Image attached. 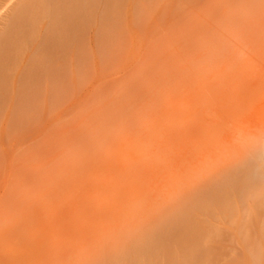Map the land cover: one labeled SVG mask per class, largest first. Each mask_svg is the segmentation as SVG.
<instances>
[{
  "label": "rangeland",
  "instance_id": "374dc122",
  "mask_svg": "<svg viewBox=\"0 0 264 264\" xmlns=\"http://www.w3.org/2000/svg\"><path fill=\"white\" fill-rule=\"evenodd\" d=\"M87 1L80 19H71L69 51L61 41L40 53L58 52L57 69L69 58L68 82H56L39 113H0V250H43L22 264L79 260L76 250L75 263L63 258L52 232L46 241L16 232L9 206L23 186L43 190L37 204L47 220L73 213L43 186L63 175L72 151L80 164L79 176L66 181L70 190L99 185L102 170L167 158L147 175V190L138 184L126 195L136 210L126 222L114 209L95 214L102 226L118 215L119 229L106 250L89 251L82 264H129L124 259L136 244L154 249L139 264H264V193L247 188L249 116L245 98H234L245 73L234 45L264 22V0H119L115 17L103 21L95 16L97 0ZM37 22L42 41L48 20L40 14ZM80 56L84 64H74ZM98 221L88 224L95 229Z\"/></svg>",
  "mask_w": 264,
  "mask_h": 264
},
{
  "label": "bare ground",
  "instance_id": "6f19581e",
  "mask_svg": "<svg viewBox=\"0 0 264 264\" xmlns=\"http://www.w3.org/2000/svg\"><path fill=\"white\" fill-rule=\"evenodd\" d=\"M118 2L119 0H97L95 16H99L101 21L115 17ZM133 2L135 0H127L128 6ZM87 5V0H0V113H39L41 102L51 101L54 98L56 82H68L69 58L61 59L58 65L60 69H57L55 61L58 52L48 55L40 53L59 47L61 41L63 46L66 45L65 49L69 51L68 45L73 39L72 36L76 34L75 27L71 28V19L74 17L75 20H79ZM40 14L48 20L49 24L42 41L39 40V35L44 27L41 29L40 23L37 22V16ZM59 30L60 32H58ZM234 47L235 52H242L245 70L244 76L241 77L244 80V87L242 84L239 89L235 90L234 98H245L246 113L249 116L246 147L247 188L249 191L254 189L258 194H263L264 120H262L261 114L264 113V22L257 31L246 35ZM235 62L236 64L239 62L236 57ZM74 64L83 65V57L74 59ZM2 140L0 141L4 148ZM1 150L4 151L5 148H1ZM3 151H0L1 154ZM101 154L104 153L101 152ZM166 159L165 156L147 158L140 165L131 162L132 164L124 170L118 169L114 172L102 170V174L97 176L101 181L99 185H79L70 190L71 187L66 189V181L73 174L79 176L77 166L80 164L73 152L70 151L66 166L63 168V175L44 179L43 186L52 187L58 199L57 204L60 207H71L74 214L62 210L56 219L47 220L37 204L42 200L43 190H26L23 186H18L15 188L11 202H9V206L16 216L15 231L26 232L33 239L38 238L43 241L49 239V233L52 232L53 239L56 237L57 243L60 244L62 250L60 253L62 252L65 256L63 258L68 262L75 263L72 250H76L82 255L78 257L80 261L78 260L79 262L77 261L75 264H82L86 261L87 253L89 256V251L95 248L99 251L106 250V242L119 229V226H115V221H119L118 215L121 221L126 222L130 215L136 211L130 210L126 195L132 189L137 188L138 184L142 185L144 189L147 185L149 187L150 183L147 182L148 180L150 182V179L148 177L154 172L157 173L158 169L161 170L162 168L159 167L162 165L165 167ZM144 169H147L148 172ZM151 170L153 172H150ZM149 173L150 175L147 176ZM146 176V181H143ZM77 180L80 178L78 177ZM3 205L1 206L3 207ZM109 209L119 212L117 218L106 217V225L102 226L104 223L102 216ZM4 211L2 210V214ZM96 213H103L102 216H99L102 220H96L98 216H95ZM90 220L98 221L95 229L92 228L94 226L88 224ZM47 221L51 223H46ZM160 236L163 238L164 234H159L152 240L156 241ZM92 244L94 246L90 249ZM134 246L136 249L129 254L126 253L127 257L124 259L129 264L136 260L138 261L136 263L139 264L140 261H143L145 252L154 253V249L148 245L139 244V247H136L138 246L136 244ZM42 252L41 248L38 250L37 245H34L33 252H25L19 248L0 250V264H22L26 254L34 262L41 257ZM45 253H47V249H45ZM60 253L58 252L57 257ZM85 253L86 255H84ZM109 260L107 258L105 263L100 264H110ZM42 261L43 259L39 264Z\"/></svg>",
  "mask_w": 264,
  "mask_h": 264
}]
</instances>
